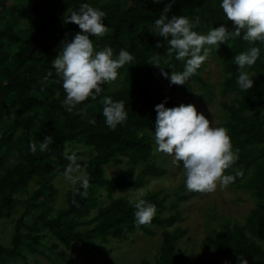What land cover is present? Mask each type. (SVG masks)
Masks as SVG:
<instances>
[{
    "label": "trees",
    "instance_id": "obj_1",
    "mask_svg": "<svg viewBox=\"0 0 264 264\" xmlns=\"http://www.w3.org/2000/svg\"><path fill=\"white\" fill-rule=\"evenodd\" d=\"M169 2L0 0V221H10L18 214L9 247L0 244V264L7 260L25 264L29 256H39L53 264L67 263L68 252L75 246L85 252L98 251L100 244L123 242L136 232L152 237L154 230L160 228L164 229L155 264L181 261L182 252L175 244L187 231L179 227L168 229L182 221L179 202L187 196L177 195V202L169 207L173 213L164 216L168 195L163 191L146 193L143 198L156 205L157 215L150 224L139 227L133 215L134 199L119 196L142 187L147 178L166 174L152 160L154 106L168 97L167 93L170 97L177 92L191 97L192 84L202 91L203 99L209 103L212 99L213 93L202 78L204 64L185 85H170L161 76L160 67L151 64L152 58L159 56L161 66L169 74L183 70V62L169 56L163 38L153 34L154 20ZM81 3L107 13L104 23L108 32L100 39L90 37L94 46L112 47L114 55L121 48L127 49L134 60L119 70V88L103 92L94 101L83 102L78 106L82 111L76 115L61 107L64 91L56 82L52 61L65 41L64 34L74 37L80 31L74 23L64 24L63 17L78 11ZM219 3L220 0H173L168 15H185L192 20L199 17L195 30L202 33L221 24L231 30L232 22L225 20ZM158 40L162 45L159 48ZM227 43L210 56L220 60L223 73L219 88L220 126L229 129L240 155L226 174H234V169L244 173L228 188L247 192L253 207L243 221H225L212 231L206 245L215 256L213 260L200 259L192 264H236L230 258L264 264V62L258 60L248 69L250 75H255L253 88L242 92L235 83L239 73L234 60L235 55L252 46H260L264 58V45H251L240 38ZM49 70L53 75L44 79ZM105 95L123 100L128 111L127 122L115 130L104 123L101 99ZM170 97L166 107L180 104ZM46 135L52 136L54 143L47 152L33 154L29 144L35 142L38 147ZM73 150L90 176L91 187L87 197L75 196V204L70 187L64 193L65 206L55 213V181L68 164L63 153ZM122 160L124 167L107 176L108 166L119 165ZM140 165L145 166L139 169ZM42 232L45 234L41 235ZM44 240L51 241L48 248ZM139 264L149 263L143 260Z\"/></svg>",
    "mask_w": 264,
    "mask_h": 264
},
{
    "label": "clouds",
    "instance_id": "obj_2",
    "mask_svg": "<svg viewBox=\"0 0 264 264\" xmlns=\"http://www.w3.org/2000/svg\"><path fill=\"white\" fill-rule=\"evenodd\" d=\"M161 3L162 0H152ZM173 0L167 3L159 18L154 20L153 34L163 38L167 45V53L175 60L183 62V70L176 72L164 71L159 56L152 58V65L160 67V74L169 80L170 85H185L198 74V70L208 60L210 53L217 52L221 44L240 38L251 45H264V0H220L219 8L225 20L232 22L231 30L224 24L210 27L207 33L198 32L200 18L190 19L185 15H171ZM107 13L89 3H81L78 11L64 15L63 23H74L80 29L71 41H62L58 54L52 61V69L64 91L61 107L68 113L79 115L82 111L78 106L85 101L96 100L104 91L103 85L115 82L119 70L125 65H131L134 56L127 49L121 48L114 55L112 47L94 46L92 37L98 39L106 36L108 25L104 23ZM91 37V38H90ZM157 41L156 47H161ZM261 47L252 46L246 51L235 55L238 75L235 83L242 92L253 88L255 75H250L251 69L261 57ZM171 69V65L167 66ZM53 75L49 70L44 79ZM168 97L154 106L156 117L154 121L155 151L172 158L176 166L182 164L184 169V186L189 192L214 193L217 189H225L234 184L238 177L244 175L243 170H235L234 174H226L240 158L239 149L234 148L229 129L217 126L195 105L181 103L166 107ZM102 115L105 125L115 130L128 120V111L123 100H114L111 96H102ZM95 123V121H92ZM54 143L50 135L42 141L29 144V150L47 152ZM68 161L63 171L64 179L72 185L73 204L75 196L87 197L90 176L79 162L76 150L63 153ZM140 190L131 201L134 208L135 225L150 224L157 215L155 204L143 198ZM239 264H247L240 259Z\"/></svg>",
    "mask_w": 264,
    "mask_h": 264
},
{
    "label": "rangeland",
    "instance_id": "obj_3",
    "mask_svg": "<svg viewBox=\"0 0 264 264\" xmlns=\"http://www.w3.org/2000/svg\"><path fill=\"white\" fill-rule=\"evenodd\" d=\"M202 78L208 83L212 91V99L209 103L203 99L202 91L194 86L191 97H185L182 93L177 92L174 96H167L176 102L195 105L198 112H202L209 121L217 126L221 124L222 113L219 109L221 98L219 96V88L222 82L223 73L220 65V60L209 56L204 63ZM118 79L113 85H108L103 92L119 88L121 83ZM156 148L155 143L153 144ZM153 162L157 168L166 172L160 178H147L142 187L135 190H127L119 194L129 197L133 200L136 198L140 190L144 195L148 192L163 191L168 195L166 201L167 209L164 216H170L173 212L169 207L177 202V195L187 196L185 201L179 202V210L181 212L182 221L178 222L174 227L169 228L171 231L176 227L186 229V235L175 244V248L182 252L181 261L178 264H192L199 262L200 259L213 260L214 255L208 244L212 231L218 229L225 221L233 222L234 220L243 221L253 207V200L245 191H235L228 187L221 190L217 189L214 193H201L194 195L189 192L184 186V169L182 164L176 166L172 163L170 156L158 153L154 150ZM125 160L119 165H110L106 169L107 176L115 175L121 168L124 167ZM145 165H140L141 169ZM137 168V173L139 169ZM136 173V174H137ZM55 189L57 197L53 204L55 213H58L64 204V193L72 187L67 182L63 175L56 179ZM180 187L183 189L180 190ZM21 208L19 209L20 212ZM18 214L10 221H0V244L4 247H9L13 233V222ZM164 228L154 230L152 237H146L143 234L136 232L129 236L128 240L123 242L110 241L109 244H100L98 251L85 252L80 247H74L68 254V264H139L145 260L149 264H155V260L159 255L161 244L160 234ZM45 234V232H42ZM47 248L51 245V241L44 240ZM48 252V250H44ZM232 262L238 264L239 261L230 258ZM223 260V259H222ZM221 260V261H222ZM61 263V264H67ZM6 264H22L7 260ZM25 264H53L39 256L27 258ZM56 264H59L58 262Z\"/></svg>",
    "mask_w": 264,
    "mask_h": 264
},
{
    "label": "built area",
    "instance_id": "obj_4",
    "mask_svg": "<svg viewBox=\"0 0 264 264\" xmlns=\"http://www.w3.org/2000/svg\"><path fill=\"white\" fill-rule=\"evenodd\" d=\"M73 37H71L69 34H64L65 41H71Z\"/></svg>",
    "mask_w": 264,
    "mask_h": 264
}]
</instances>
